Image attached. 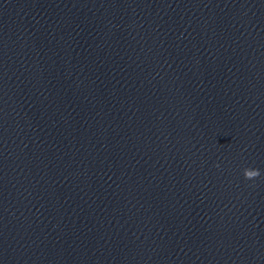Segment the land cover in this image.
I'll return each instance as SVG.
<instances>
[{
	"label": "water",
	"instance_id": "1",
	"mask_svg": "<svg viewBox=\"0 0 264 264\" xmlns=\"http://www.w3.org/2000/svg\"><path fill=\"white\" fill-rule=\"evenodd\" d=\"M0 264H264V0H0Z\"/></svg>",
	"mask_w": 264,
	"mask_h": 264
},
{
	"label": "clouds",
	"instance_id": "2",
	"mask_svg": "<svg viewBox=\"0 0 264 264\" xmlns=\"http://www.w3.org/2000/svg\"><path fill=\"white\" fill-rule=\"evenodd\" d=\"M219 167V165H217ZM261 175V172L259 169H252V168H246L244 170V176L247 180H254L258 178Z\"/></svg>",
	"mask_w": 264,
	"mask_h": 264
}]
</instances>
